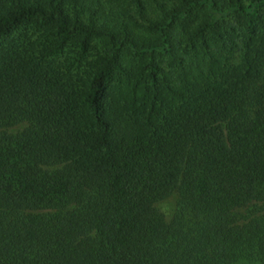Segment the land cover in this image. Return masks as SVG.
Wrapping results in <instances>:
<instances>
[{"label": "trees", "instance_id": "16d2710c", "mask_svg": "<svg viewBox=\"0 0 264 264\" xmlns=\"http://www.w3.org/2000/svg\"><path fill=\"white\" fill-rule=\"evenodd\" d=\"M0 264H264V0H0Z\"/></svg>", "mask_w": 264, "mask_h": 264}]
</instances>
